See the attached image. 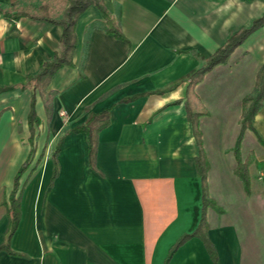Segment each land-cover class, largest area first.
Returning a JSON list of instances; mask_svg holds the SVG:
<instances>
[{"label": "crops", "instance_id": "obj_1", "mask_svg": "<svg viewBox=\"0 0 264 264\" xmlns=\"http://www.w3.org/2000/svg\"><path fill=\"white\" fill-rule=\"evenodd\" d=\"M43 2L61 18L62 0H0V264H264V97L234 154L243 100L264 65V25L199 83L185 79L261 18L264 0H103L123 39L89 7L76 20L71 65L46 85L34 77L63 44L61 27L32 18ZM222 88L233 105H221ZM217 111L235 128L206 127Z\"/></svg>", "mask_w": 264, "mask_h": 264}, {"label": "trees", "instance_id": "obj_2", "mask_svg": "<svg viewBox=\"0 0 264 264\" xmlns=\"http://www.w3.org/2000/svg\"><path fill=\"white\" fill-rule=\"evenodd\" d=\"M63 4H65L64 9L62 10V16L60 19H56L53 16H51V5L47 2H43L37 11V14L32 15L33 19L40 20V21H45L49 22L53 25L59 26L62 28V35H61V42L63 44V51L60 57H55L53 60L50 62H44L41 65L39 73L34 77L35 81L39 84L46 85L50 78L56 73V71L65 66V65H71V57L75 48V24L77 18L83 14L89 7L94 6L96 7L103 18L105 19V24H104V30L108 33L113 35L116 39H123V36L120 33L119 30V25L118 21L114 20L111 15L106 11L103 0H62ZM22 13H20L21 15ZM264 25V12L261 18L258 20H255L251 27L249 29H243L240 30L239 32L235 33L232 35L226 43L220 47L219 49L216 50V52L211 55L209 58L205 59L204 65L192 72H190L187 76H185V79L189 80V87L193 86L197 83H199L203 76L210 72L212 69L219 65H223L227 62L228 58L230 55L233 53V51L238 48L244 40L254 31L257 29L261 28ZM256 88L257 92L255 96L251 97L248 96L243 100V119H242V126H241V133L236 141L235 144V149H234V154L236 157V160L238 161V148L241 142V135L242 131L246 127V123H248L254 111L259 107L260 101L264 97V65L260 68L258 74H257V79H256ZM105 115V114H104ZM206 115V112H201L198 113L196 116H202ZM90 118L87 119L86 125L84 127V130L87 132V139H88V144H89V157L92 161L93 155L95 151L93 150V145H92V137L93 135L91 134L90 128ZM32 122L37 123L38 120L35 118V113H34V108L32 107L30 117H29V123L31 124ZM107 125V121H105L101 127H105ZM196 137H197V145L200 146V135L198 132H196ZM55 158V155L53 156ZM26 165L25 164L21 167L18 175L15 177V186L17 185L18 179L20 175L23 172V167ZM196 167H197V175L201 179V185H202V197L204 206L206 205L207 199H206V162L204 160V157L202 153L200 152V155L196 159ZM237 172L240 175L244 186L247 188L248 187V177H247V166L245 165H240L238 163L237 165ZM58 173V163L56 161V158L53 160V174L51 180H54L55 177L57 176ZM14 202V200H12ZM15 206V205H14ZM11 206L10 210V216H11V223L9 230L7 231L6 234V241H9L11 235L15 231L18 223V213L16 212V208L18 207L17 205L14 207ZM203 206V207H204ZM204 209V208H203ZM205 225V218H204V212L202 213L201 221L198 226L197 231L195 234L198 232H202L204 229ZM190 236L185 235L183 236L176 244L174 247H177L178 245L182 244L184 240L189 238ZM5 245L0 246V250H2ZM209 253L213 259L214 253L212 250L209 248ZM215 264L217 262L215 261Z\"/></svg>", "mask_w": 264, "mask_h": 264}, {"label": "rangeland", "instance_id": "obj_3", "mask_svg": "<svg viewBox=\"0 0 264 264\" xmlns=\"http://www.w3.org/2000/svg\"><path fill=\"white\" fill-rule=\"evenodd\" d=\"M213 90H211V91H213ZM220 92H221L220 96H222V104L220 103L221 101L219 100L220 99L219 94H218V96L215 99H213V102H212V105L215 106L217 108V110H220V104L222 106H226V107L229 104H232V103H228L231 100V98H232V95L230 94V88H229V93H228L229 95H227V89H225V88H222V90H220ZM217 93H219V92L217 91ZM193 111H191L192 112V116L195 117V113H194L195 111L194 112ZM222 114H224V112H220V111H217L215 113L213 112V113H211V116L208 119H205L202 122L206 125V127L209 126L210 128H212V127L214 129L216 128L217 131L219 129H221V128H224V127H228L230 129L235 128L236 120H234V118L231 119V117H229V116H228L229 117L228 119H223L222 118L223 117ZM228 134H229V132H228ZM26 160H27L26 161V165L23 167L24 172L29 167V163H28L29 158H27ZM236 173H238L237 170H236Z\"/></svg>", "mask_w": 264, "mask_h": 264}]
</instances>
